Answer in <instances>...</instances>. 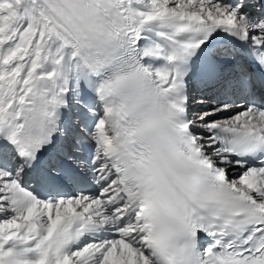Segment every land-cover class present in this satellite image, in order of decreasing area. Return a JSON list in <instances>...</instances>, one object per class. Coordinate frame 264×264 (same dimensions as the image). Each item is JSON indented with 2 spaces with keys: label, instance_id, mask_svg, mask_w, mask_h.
Segmentation results:
<instances>
[{
  "label": "snow or ice",
  "instance_id": "snow-or-ice-1",
  "mask_svg": "<svg viewBox=\"0 0 264 264\" xmlns=\"http://www.w3.org/2000/svg\"><path fill=\"white\" fill-rule=\"evenodd\" d=\"M0 264H264V0H0Z\"/></svg>",
  "mask_w": 264,
  "mask_h": 264
}]
</instances>
